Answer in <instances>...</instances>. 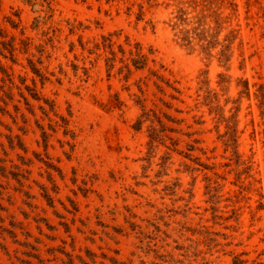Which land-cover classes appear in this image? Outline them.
<instances>
[{
    "label": "rangeland",
    "instance_id": "1",
    "mask_svg": "<svg viewBox=\"0 0 264 264\" xmlns=\"http://www.w3.org/2000/svg\"><path fill=\"white\" fill-rule=\"evenodd\" d=\"M228 1L221 62L175 0H0V264H264V0Z\"/></svg>",
    "mask_w": 264,
    "mask_h": 264
},
{
    "label": "trees",
    "instance_id": "2",
    "mask_svg": "<svg viewBox=\"0 0 264 264\" xmlns=\"http://www.w3.org/2000/svg\"><path fill=\"white\" fill-rule=\"evenodd\" d=\"M222 2L223 0H175L174 20L171 25L175 30V35L182 43L191 49H194V46L197 44L208 57L213 56L212 50L214 48L221 46L219 52L220 61L228 62L233 55L232 43L236 36L230 37L231 33H229L225 36L224 40L220 39V32L223 29L224 22V19L220 18ZM228 2L233 8L236 5L232 0ZM211 22H215V25H212ZM144 62L143 59L141 65H143ZM30 64L33 71L40 74L39 69L35 67L33 61H30ZM134 64L140 66V63L136 59H134ZM0 69L5 72V69L1 65ZM243 84L245 86V92L248 94L247 82L243 81ZM263 88L264 85H261L260 89L262 90ZM206 100L211 105V111H215L219 116V121L226 122L228 129L226 135L229 136V139L232 140L236 148V112L226 117L223 108L216 103L215 96L211 94L210 90H208V94H206ZM261 104L262 113L264 114V91H262ZM142 122L143 119L139 118L135 125L136 128H139ZM153 130H155L154 127L152 128L150 136L152 139H155L158 134L156 135Z\"/></svg>",
    "mask_w": 264,
    "mask_h": 264
}]
</instances>
